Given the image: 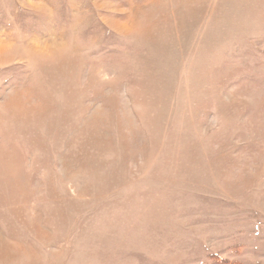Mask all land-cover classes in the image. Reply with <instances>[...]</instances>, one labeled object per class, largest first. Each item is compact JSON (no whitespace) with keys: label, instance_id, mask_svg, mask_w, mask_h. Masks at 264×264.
<instances>
[{"label":"rangeland","instance_id":"rangeland-1","mask_svg":"<svg viewBox=\"0 0 264 264\" xmlns=\"http://www.w3.org/2000/svg\"><path fill=\"white\" fill-rule=\"evenodd\" d=\"M0 264H264V0H0Z\"/></svg>","mask_w":264,"mask_h":264}]
</instances>
